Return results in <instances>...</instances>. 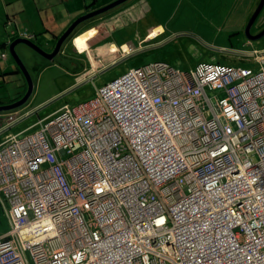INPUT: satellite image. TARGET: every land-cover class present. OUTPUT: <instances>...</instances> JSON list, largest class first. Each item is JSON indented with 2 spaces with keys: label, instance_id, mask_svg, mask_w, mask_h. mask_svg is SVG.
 I'll return each mask as SVG.
<instances>
[{
  "label": "built area",
  "instance_id": "built-area-1",
  "mask_svg": "<svg viewBox=\"0 0 264 264\" xmlns=\"http://www.w3.org/2000/svg\"><path fill=\"white\" fill-rule=\"evenodd\" d=\"M37 127L0 145V264H264V68L150 63Z\"/></svg>",
  "mask_w": 264,
  "mask_h": 264
},
{
  "label": "rangeland",
  "instance_id": "rangeland-1",
  "mask_svg": "<svg viewBox=\"0 0 264 264\" xmlns=\"http://www.w3.org/2000/svg\"><path fill=\"white\" fill-rule=\"evenodd\" d=\"M240 9L239 0H130L104 14L98 18L99 20L84 23L73 33L75 36L69 44L72 48L68 47L67 52L69 55L77 54L83 58L87 70L81 77L69 74L63 69L62 66L67 62L60 56L57 57L55 65L47 67L41 73L36 72L31 66L33 54L30 52L22 61L32 77L34 92L24 109L38 112L26 122L19 124L16 132H23L28 126H33L38 118L54 113L64 104L76 105L91 100L96 89L123 75L129 69L148 63L164 61L185 72L200 62L213 61L234 67L253 69L264 67V37L259 42L250 43L245 35L246 26L256 8L248 21L237 16ZM262 16L264 17V9L257 23ZM255 28L256 25L252 32H255ZM98 32V37L92 40L91 37ZM88 33L91 36H88ZM137 33L142 39V45H149L145 50L150 52L138 54L114 67L100 70L107 62V58L122 46L123 41L125 44L132 42V37ZM35 44L43 51H47L42 41L37 40ZM66 47L67 45L64 46L65 49ZM8 58L11 65L17 68L14 60L10 56ZM254 58H258L260 64H256ZM68 70L74 72L72 67ZM94 71L95 75L89 78V74ZM18 77L19 74L7 75L9 83L6 87L9 91L2 97L3 101L13 98L16 92L15 80ZM84 78L87 79L82 81ZM74 83L76 84L66 95L60 96L59 100L44 104L47 98ZM207 94L211 96L217 94V91H207ZM22 111L24 110L19 109L2 114L15 119ZM6 122L5 119L2 120L1 125H5ZM35 130L36 128L27 132ZM14 169L19 176L24 175L22 165H16ZM8 229V220L1 214L0 235L6 233Z\"/></svg>",
  "mask_w": 264,
  "mask_h": 264
},
{
  "label": "crops",
  "instance_id": "crops-1",
  "mask_svg": "<svg viewBox=\"0 0 264 264\" xmlns=\"http://www.w3.org/2000/svg\"><path fill=\"white\" fill-rule=\"evenodd\" d=\"M114 1L115 0H0V54L7 53L8 46L11 41L15 40V38H17L21 33H26L35 37L32 40L34 43L37 40L42 41L47 47V50L50 51L53 49L55 41L54 39L60 37L77 18L88 13L89 11H92L95 8H99ZM239 1L241 4V9L237 16H241V20L246 19L248 21L259 0ZM237 16L235 19H237ZM89 35L91 36L90 33H88V36ZM98 35L99 32L97 35L91 37L92 40H95ZM138 35L139 34L137 33L132 37V42L129 41L125 44L123 41L122 46L117 50V52H114L112 56L107 58V62L100 70L114 67L115 65L122 63L129 58L138 56V54L150 52V50H145L149 47V45L143 46L142 39ZM74 36L75 35H73V37ZM73 37L68 40L66 44L67 47L63 50L64 54L60 55V58H62L64 62H67V64L64 63L65 66H62L63 69H65L69 74L81 77L87 70L85 63L82 60L83 58L77 54L75 56L69 55L67 52L68 47L72 48L69 44ZM18 51L25 56H29V51L25 49V47L19 46ZM56 59L57 57L52 62H49L46 61V59H41L38 56L37 58L32 59L31 66L36 72L39 71L41 73L47 67L55 65ZM0 64L2 65L0 76L3 74L8 76H12L13 74L18 75L16 73L17 69L11 65L8 55L6 60H0ZM67 67H72L74 72L68 70ZM7 71L10 72L7 73ZM95 73V71L92 72L88 77L90 78L94 76ZM39 74H37V76ZM49 78L52 80L51 76ZM87 78H84L82 81L86 80ZM7 84H4V80L0 79L1 102H7L10 99H14L18 94H22L23 92L25 93L26 91V87L23 85L22 78L19 75V77L15 80L14 88L16 89V92L14 93L13 98L3 101L2 97H5L9 91L6 87ZM75 84L76 83L68 86L56 95L47 98L44 104L52 100L53 102L59 100L60 96H64V94L66 95L70 88ZM24 112L25 111H22L20 113L22 114ZM33 112L34 110L27 111V113H31V115H33ZM21 117L22 116L19 118ZM5 118L7 117L4 114H0V144L3 142L7 134H19L20 132H16L17 127L19 124L23 123L24 121L22 120L25 119V117L18 119L14 124L10 125L9 127H5L4 125H1V121Z\"/></svg>",
  "mask_w": 264,
  "mask_h": 264
},
{
  "label": "water",
  "instance_id": "water-1",
  "mask_svg": "<svg viewBox=\"0 0 264 264\" xmlns=\"http://www.w3.org/2000/svg\"><path fill=\"white\" fill-rule=\"evenodd\" d=\"M129 0H116L108 5H105L101 8H98L94 11L88 12L81 17L77 18L69 27L68 29L59 37V39L56 41L53 51L51 53H48L46 51H43L41 48H39L35 43L25 40V39H15L13 40L9 46H8V53L9 56L14 60L16 63L17 68L19 69L20 73L23 75L24 79L26 80L27 84V90L25 95L17 102H14L12 104L0 106V113H6L11 112L20 109L21 107L25 106L28 100L30 99L32 93H33V81L27 71L26 66L24 65L22 58L26 59L24 54H21L18 51V47L22 46L25 47L30 52H34L38 54L39 56L43 57L49 62H52L57 56L60 55L61 50L63 48V45L65 42L70 38V36L73 34V32L83 23L94 19L96 17H99L115 8L120 7L121 5L127 3ZM264 8V0H260L256 10L254 11L251 19L249 20V23L246 26L245 29V35L249 41H258L261 38L264 37V30L259 33L258 35H252L251 29L257 20L258 16L260 15L262 9Z\"/></svg>",
  "mask_w": 264,
  "mask_h": 264
},
{
  "label": "clouds",
  "instance_id": "clouds-1",
  "mask_svg": "<svg viewBox=\"0 0 264 264\" xmlns=\"http://www.w3.org/2000/svg\"><path fill=\"white\" fill-rule=\"evenodd\" d=\"M116 1V0H115ZM130 1V0H129ZM259 2H260V0H259ZM259 2H258V4H259ZM110 4V3H109ZM258 4H257V6H258ZM108 5V4H107ZM103 6H105V5H103ZM103 6H101V7H103ZM257 6H256V8H257ZM101 7H99V8H101ZM96 9H98V8H95V9H93L92 11H94V10H96ZM116 9V8H115ZM264 9V8H263ZM262 9V10H263ZM114 10V9H113ZM112 11V10H111ZM89 12H91V11H89ZM110 12V11H109ZM262 12V11H261ZM108 13V12H107ZM106 14V13H105ZM261 14V13H260ZM104 15V14H103ZM103 15H101V16H103ZM253 15V14H252ZM101 16H99V17H96V18H94V19H91V20H89V21H87V22H91V21H94V20H96V19H98V18H100ZM260 16V15H259ZM259 16H258V18H259ZM258 18H257V20H258ZM263 19V20H262ZM257 20L255 21V23H254V27H255V25H256V28H258V26H260L261 24H263L264 25V17L262 16L261 17V19H260V21L257 23ZM87 22H85V23H87ZM257 23V24H256ZM84 24V23H83ZM83 24H81V25H83ZM80 25V26H81ZM79 26V27H80ZM78 27V28H79ZM77 28V29H78ZM253 28V27H252ZM252 30V29H251ZM75 32V31H74ZM73 32V33H74ZM21 34H26V33H21ZM19 35L17 38H15V39H25V40H28V41H31V42H33L32 40L35 38V37H33V36H31V35H29V36H31L32 38H25V37H22V35ZM252 34V33H251ZM28 35V34H27ZM73 35V34H72ZM71 35V36H72ZM253 35V34H252ZM258 35V34H257ZM71 36H70V38H71ZM255 36V35H254ZM73 37V36H72ZM69 38V39H70ZM59 39V37L57 38V40ZM68 39V40H69ZM262 39V38H261ZM260 39V40H261ZM56 40V41H57ZM68 40L65 42V44L63 45V48H62V50H61V53H60V55H63L64 54V46L67 44V42H68ZM260 40H258V41H254V42H259ZM56 41L54 42V45H55V43H56ZM249 41V40H248ZM12 42V41H11ZM250 43H252V41H249ZM34 43V42H33ZM53 48H54V46H53ZM53 51V49H51L50 51H46V52H48V53H51ZM32 54H33V58H34V56L36 55V56H39L38 54H36V53H34V52H31ZM256 54V53H255ZM7 55L9 56V53H8V51H7V53H2V54H0V60L2 61V60H6V58H7ZM59 55V56H60ZM2 56H4V57H2ZM251 56H253V55H251ZM41 59H44L43 57H41V56H39ZM58 57V56H57ZM214 60V59H213ZM47 61V60H46ZM254 61H255V63L256 64H260V61H259V59H257V58H254ZM158 62H164V61H158ZM152 63H155V62H152ZM164 63H166V62H164ZM201 63H214V64H220V63H218V62H215V61H213V62H200V63H198L196 66H198L199 64H201ZM148 64H150V63H148ZM168 64V63H167ZM1 65V64H0ZM145 65H147V64H145ZM220 65H223V64H220ZM144 66V65H143ZM171 66V65H170ZM196 66H194L191 70H189L188 72H186V73H189V72H191V71H193L195 68H196ZM224 66H228V67H234V66H230V65H225L224 64ZM140 67H142V66H140ZM260 67H262V66H260ZM260 67L259 68H257V69H253V68H248V67H234V68H243V69H250V70H252V71H258L259 69H260ZM136 68H139V67H136ZM174 68V67H173ZM262 68H264V67H262ZM16 69H18V68H16ZM132 69H134V68H132ZM19 70V69H18ZM38 70H39V67H38ZM129 70H131V69H129ZM128 70V71H129ZM176 70H178V69H176ZM127 71V72H128ZM179 71H181V70H179ZM20 72V71H19ZM126 72V73H127ZM182 72H185V71H182ZM126 73H124V74H126ZM21 74V73H20ZM123 74V75H124ZM22 75V74H21ZM30 75V74H29ZM123 75H121V76H123ZM23 76V75H22ZM121 76H119V77H121ZM30 77H31V75H30ZM119 77H117V78H115V79H113L112 81H114V80H116V79H118ZM23 79H24V77H23ZM31 79H32V77H31ZM24 81H25V84H26V80L24 79ZM112 81H110L109 83H111ZM109 83H107L106 85H108ZM106 85H104V86H106ZM104 86H102L101 88H103ZM101 88H99V89H101ZM99 89H96V91H95V94H94V97L91 99V100H89V101H87V102H82V103H79V104H76V105H69V104H65V105H62L58 110H56L54 113H52V114H48L47 116H45L44 118H38L37 119V122L33 125V126H28V128L27 129H25L23 132H21V133H23V134H26V135H28V134H32V133H34V132H36L37 130H38V123H39V121H41V120H44V119H47V118H52V117H54V116H56V115H59L60 114V112L62 111V109L65 107V106H69V107H75V106H78V105H80V104H85V103H88V102H90V101H92L94 98H95V96H96V92L99 90ZM26 90H27V84H26ZM33 90H34V86H33ZM207 91L208 90H206V94H207ZM210 92H213V91H210ZM216 92V91H215ZM25 93H26V91H25ZM25 93L23 94V96L25 95ZM22 96V97H23ZM32 96V95H31ZM207 96L209 97V98H212L213 96H222V94L220 93V92H217V94H213V95H211V96H209L208 94H207ZM20 100V99H19ZM18 100V101H19ZM17 102V101H16ZM12 104V103H11ZM8 105V104H7ZM0 106H4V105H0ZM24 107L25 106H23V107H21L20 108V110L21 109H23L25 112L24 113H19L20 115H19V117L20 116H22L21 118H19V117H17L16 119L18 120V119H22V118H24L25 117V119H23L22 121H24V122H26V120L27 119H29V118H31V117H33L35 114H37V112H38V110L37 111H34L33 112V115H31V113H27V111L28 110H30V109H24ZM19 110V109H18ZM32 110V109H31ZM15 111H17V110H15ZM15 111H11V112H15ZM10 112V113H11ZM6 113H9V112H6ZM1 115H3L2 113H0ZM39 116V115H38ZM7 118H5V120L7 121V119L9 118V117H11V116H6ZM17 120H16V122H17ZM6 124H7V122H6ZM6 124L4 125L5 127H8V126H6ZM14 124V123H13ZM12 125V124H11ZM34 128H36V130L35 131H33V132H27V131H29V130H32V129H34ZM21 133H19V134H21ZM7 135H18V134H7ZM6 135V136H7ZM5 136V137H6ZM5 139V138H4ZM4 141V140H3ZM3 143V142H2ZM1 143V144H2ZM0 144V145H1ZM60 155V159H63V160H66V159H68V155L67 154H65V153H60L59 154ZM17 165H21L20 163L19 164H17ZM15 170V169H14ZM24 170V169H23ZM18 175V174H17ZM19 176V175H18ZM23 176H25V172H24V175ZM23 176H20V177H23ZM0 208H1V213H2V215L8 220V223H9V229H8V231L6 232V233H4V234H2V235H0V237L1 236H5V235H7L9 232H10V230H11V226H10V220H9V218H8V211H10V206L4 201V200H2V197L0 196ZM29 261H30V259H29Z\"/></svg>",
  "mask_w": 264,
  "mask_h": 264
},
{
  "label": "trees",
  "instance_id": "trees-1",
  "mask_svg": "<svg viewBox=\"0 0 264 264\" xmlns=\"http://www.w3.org/2000/svg\"><path fill=\"white\" fill-rule=\"evenodd\" d=\"M54 40L56 41L57 38H55ZM55 41H54V42H55ZM1 71H2V65H0V72H1ZM16 73L19 74V75H21L18 69L16 70ZM21 78H22V81H23V85L26 87V84H25V81H24L22 75H21ZM0 79H1V80H4V84H7V83H8V78H7V75H6V74L1 75V76H0ZM5 79H6L7 81H6ZM23 93H24V92H23ZM23 93H22V94H18L17 97H15L14 99H10V100L7 101V102H1V101H0V105H7V104H11V103H14V102L18 101L19 99L22 98ZM9 113H10V112H9ZM1 214H2V213L0 212V216H1Z\"/></svg>",
  "mask_w": 264,
  "mask_h": 264
},
{
  "label": "flooded vegetation",
  "instance_id": "flooded-vegetation-1",
  "mask_svg": "<svg viewBox=\"0 0 264 264\" xmlns=\"http://www.w3.org/2000/svg\"><path fill=\"white\" fill-rule=\"evenodd\" d=\"M253 28H254V26H253ZM253 28H252V30H253ZM252 30H251V33L253 35H257V34L261 33L264 30V25L261 24L260 26H258V28H255V32H252Z\"/></svg>",
  "mask_w": 264,
  "mask_h": 264
}]
</instances>
